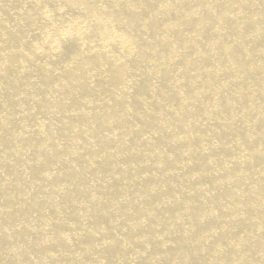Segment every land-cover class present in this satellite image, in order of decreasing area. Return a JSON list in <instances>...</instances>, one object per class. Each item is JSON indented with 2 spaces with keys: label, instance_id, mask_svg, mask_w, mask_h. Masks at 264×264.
I'll use <instances>...</instances> for the list:
<instances>
[{
  "label": "bare ground",
  "instance_id": "6f19581e",
  "mask_svg": "<svg viewBox=\"0 0 264 264\" xmlns=\"http://www.w3.org/2000/svg\"><path fill=\"white\" fill-rule=\"evenodd\" d=\"M0 264H264V0H0Z\"/></svg>",
  "mask_w": 264,
  "mask_h": 264
},
{
  "label": "rangeland",
  "instance_id": "374dc122",
  "mask_svg": "<svg viewBox=\"0 0 264 264\" xmlns=\"http://www.w3.org/2000/svg\"><path fill=\"white\" fill-rule=\"evenodd\" d=\"M70 9H72V8H70ZM71 13H75V10H72Z\"/></svg>",
  "mask_w": 264,
  "mask_h": 264
}]
</instances>
